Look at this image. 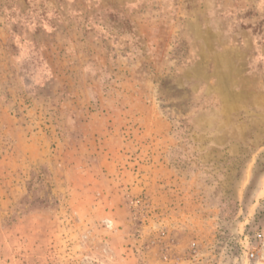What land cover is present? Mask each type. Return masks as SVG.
<instances>
[{"label": "rangeland", "instance_id": "1", "mask_svg": "<svg viewBox=\"0 0 264 264\" xmlns=\"http://www.w3.org/2000/svg\"><path fill=\"white\" fill-rule=\"evenodd\" d=\"M0 264H264V0H0Z\"/></svg>", "mask_w": 264, "mask_h": 264}, {"label": "built area", "instance_id": "2", "mask_svg": "<svg viewBox=\"0 0 264 264\" xmlns=\"http://www.w3.org/2000/svg\"><path fill=\"white\" fill-rule=\"evenodd\" d=\"M251 257H253V254H251Z\"/></svg>", "mask_w": 264, "mask_h": 264}]
</instances>
